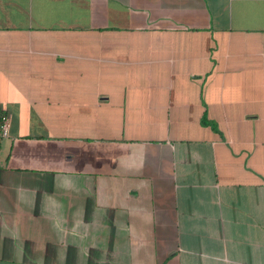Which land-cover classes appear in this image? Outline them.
<instances>
[{
  "label": "crops",
  "instance_id": "0c3cea01",
  "mask_svg": "<svg viewBox=\"0 0 264 264\" xmlns=\"http://www.w3.org/2000/svg\"><path fill=\"white\" fill-rule=\"evenodd\" d=\"M0 264H264V0H0Z\"/></svg>",
  "mask_w": 264,
  "mask_h": 264
},
{
  "label": "built area",
  "instance_id": "2783aa9c",
  "mask_svg": "<svg viewBox=\"0 0 264 264\" xmlns=\"http://www.w3.org/2000/svg\"><path fill=\"white\" fill-rule=\"evenodd\" d=\"M11 127V119L7 114H3L0 117V140L8 137ZM1 158H0V164H1Z\"/></svg>",
  "mask_w": 264,
  "mask_h": 264
},
{
  "label": "trees",
  "instance_id": "16d2710c",
  "mask_svg": "<svg viewBox=\"0 0 264 264\" xmlns=\"http://www.w3.org/2000/svg\"><path fill=\"white\" fill-rule=\"evenodd\" d=\"M3 114H6L3 109L0 107V117L3 115Z\"/></svg>",
  "mask_w": 264,
  "mask_h": 264
}]
</instances>
